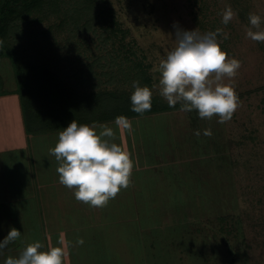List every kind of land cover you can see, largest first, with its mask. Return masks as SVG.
<instances>
[{"label": "rangeland", "instance_id": "rangeland-1", "mask_svg": "<svg viewBox=\"0 0 264 264\" xmlns=\"http://www.w3.org/2000/svg\"><path fill=\"white\" fill-rule=\"evenodd\" d=\"M91 2L96 12L113 14L117 30L111 39L106 41L100 29L73 36L51 32L52 45L43 44L38 33L61 18L33 12L27 15L31 33L26 38L38 34L32 38L37 61L62 73L73 74L90 64L102 72L95 58L111 51L121 61L128 57L127 66L141 65L151 87L159 80L154 69L176 44L177 27L197 28L201 34L221 29L228 34L222 48L241 61L233 80L240 106L223 124L217 116L200 119L196 110L181 111L179 104L129 118L133 133L117 131L116 142L134 162L130 184L106 206L91 207L59 183L58 162L49 156L64 128L32 135L19 93L0 96V159L11 169L10 186H0V201L10 191L11 219L6 225L21 231L11 243V256L35 241L45 250L58 246L63 237L66 264H264V42L246 37L249 13L264 17V0ZM76 3L62 5L71 9ZM227 6L236 15L225 25L222 12ZM102 62L110 70L109 62ZM8 66L9 75L1 79ZM119 78L111 83L101 74L95 90L130 92ZM13 80L18 88L11 59L0 56V88L12 86ZM152 100L168 105L158 87ZM114 120L97 123L115 130ZM204 129L212 135L204 136Z\"/></svg>", "mask_w": 264, "mask_h": 264}, {"label": "clouds", "instance_id": "clouds-1", "mask_svg": "<svg viewBox=\"0 0 264 264\" xmlns=\"http://www.w3.org/2000/svg\"><path fill=\"white\" fill-rule=\"evenodd\" d=\"M235 15L231 6H227L222 12V23L227 25ZM248 20L250 27L246 37L264 42L261 27L264 17L249 13ZM175 38V46L154 69L159 73L158 85L142 86L139 81H132L131 111L143 114L151 110L153 90L158 87L159 95L170 108L179 104L181 111L196 110L200 119L217 116L218 123L229 121L240 106L233 80L241 61L230 57L222 48L228 34L221 29L201 34L197 28L181 30L177 27ZM114 124L115 130L107 124H80L74 119L58 133L55 146L49 149V156H54L58 162L59 183L74 189L75 199L91 207L106 206L130 184L134 162L128 150L116 142V133L131 135L133 122L120 115ZM194 134L200 136L201 132L196 130ZM203 135L211 136L212 130L204 129ZM20 236L19 229L10 228L0 239V250ZM66 257L61 237L58 246H49L46 250L40 241L30 243L19 256H8L4 264H66Z\"/></svg>", "mask_w": 264, "mask_h": 264}, {"label": "trees", "instance_id": "trees-1", "mask_svg": "<svg viewBox=\"0 0 264 264\" xmlns=\"http://www.w3.org/2000/svg\"><path fill=\"white\" fill-rule=\"evenodd\" d=\"M67 1L0 0V56L11 59L19 84L17 92L22 102L27 131L35 133L64 128L74 119L80 124H85L107 121L120 115L131 118L168 110V105L152 100L151 110L143 114L131 111L130 97L134 91L131 81H139L143 86L149 85L151 79L146 76L141 65L135 68L132 65L127 66L130 61L128 57L121 61L118 55L115 56L110 51L107 57L105 55L95 58L96 63L103 67L102 72H97L90 64L87 68L80 67L73 74L62 73L49 64L37 61L33 53V39L38 34L43 44L52 45L49 36L51 32H68L73 36L83 31L98 32L100 29V34L108 41L111 39L110 35L116 33L117 24L113 14L106 10L102 11L103 14L96 12L91 0H74L77 3L71 9L63 8L62 4ZM33 12L44 13L46 16L57 15L61 20L48 30L26 38L27 33H31L27 15ZM102 58L109 62L110 70L104 69L109 67L102 64ZM101 74L107 76L111 83L117 81L120 75L122 79L119 80L124 79L131 91H96L100 85L98 82Z\"/></svg>", "mask_w": 264, "mask_h": 264}, {"label": "crops", "instance_id": "crops-1", "mask_svg": "<svg viewBox=\"0 0 264 264\" xmlns=\"http://www.w3.org/2000/svg\"><path fill=\"white\" fill-rule=\"evenodd\" d=\"M1 58H6V57H1ZM13 71L14 70L11 64V72L13 73ZM9 72H10V66H8L7 73L5 72V74L4 73L1 74L3 75L1 76V79H3L4 76L9 75ZM11 77H12V74H11ZM12 83L13 85L10 87H8V85L7 87L3 85V87L0 88V96H6V95L11 96L15 94H16V97L18 96L17 87H15L14 80ZM5 107L7 108V106ZM4 113L5 114L7 113L6 110L4 111ZM23 113H24V110H23ZM31 134L33 135L34 133H31ZM4 152L8 153L9 149L5 150ZM2 163H3V160L0 159V186L4 188L6 186L8 187L10 186L9 177H10L11 169H10V166H2ZM2 181H4L5 183H3ZM9 192L10 191H7L6 195L4 196V199L0 201V239H3L7 235L8 231L10 230V228L7 226L11 219V216H10L11 215V208H10L11 199L9 197V194H10ZM8 256H11V243L4 250H0V264H4V260Z\"/></svg>", "mask_w": 264, "mask_h": 264}]
</instances>
